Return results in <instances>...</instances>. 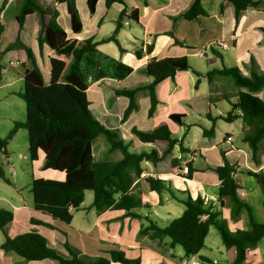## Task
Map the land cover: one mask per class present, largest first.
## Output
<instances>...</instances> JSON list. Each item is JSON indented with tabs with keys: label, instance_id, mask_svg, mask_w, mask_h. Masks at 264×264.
Listing matches in <instances>:
<instances>
[{
	"label": "crops",
	"instance_id": "crops-1",
	"mask_svg": "<svg viewBox=\"0 0 264 264\" xmlns=\"http://www.w3.org/2000/svg\"><path fill=\"white\" fill-rule=\"evenodd\" d=\"M123 1L124 4L115 3L108 9L105 0H99L95 13L90 14L87 0H76L83 22L82 32L76 35L71 32L70 17L66 5L59 4L56 8L60 13L58 21L65 29L68 38L77 40L92 38L98 42L113 34L121 11L125 7L127 8L126 17L117 36L123 51L114 42L101 43L98 46L99 67L105 71L107 76L90 81L87 92L90 110L107 128L118 130L121 137L126 142L131 143L133 151L136 150L134 148L148 151L153 147L152 144L142 143L133 134V128L151 131L161 122H167L173 134L179 139L183 138V144L189 150L184 162L188 160L190 155L196 157L194 164H192L195 171L191 178L179 175L178 168L158 172L151 163L143 162L142 179L135 185L133 192L140 193L143 201L148 203L150 208L143 207L135 210V212L142 216H149L163 227L169 225L171 221L180 217L184 212V205L173 198L172 193L164 191L160 195L150 189L144 180L145 177L150 176L163 180L179 198L187 196H191L193 199L202 198L204 203L207 206L211 205L215 212H221L220 218L228 222L230 231L247 229L248 215L246 211L235 218H231L230 207L220 205L218 190L221 182L213 169L224 164L221 153L224 152L227 161L237 169L235 179L240 185L238 193L241 198L251 206L253 199L255 205L260 204L262 206L260 187L256 179L247 173V170L255 173L264 170V148L258 160L254 161L251 150L242 140L245 128L241 120L235 121L239 123L237 125L239 130L238 141L235 133L231 131H225L224 137L218 142L211 139L213 135L209 137V140L202 141L200 137L205 138L203 128L209 129L210 127L206 121L203 122L202 119L193 117L200 116L211 120L207 117L208 113L211 112L214 117L227 113L229 109H227L225 101L228 102L230 108L231 104L236 101V94L232 97L226 96L223 100L225 104L221 103L216 106L214 103L216 96H221L223 93L216 90L213 85L215 80L211 83L208 81L213 89L207 93L201 92V86L207 79L204 75L213 68L221 67H212L205 71L191 66L192 70L178 72L174 79L169 78L160 83L156 87L158 104L152 117L148 116L151 107L150 95L148 91L143 90L136 95L139 109L133 112L127 121L121 122L129 105V100L125 96L118 95L117 91L149 84L152 78L145 73V69L153 58L159 60L185 56L190 61V59L195 60L198 57L199 59L206 58L211 64L214 58L220 59L223 51L232 49L233 51H240V59L237 63L243 74L249 75L252 67L258 73H263L264 33L261 28L264 27V10L248 8L241 15L236 27L234 8L228 0H202L207 14L192 21L185 20L183 14L190 8L194 0ZM221 5L224 6L222 11ZM17 6V0H9L0 17V24L4 28L0 38V137H6L13 128L14 122L23 121L26 117V113L25 116L18 113L15 108L16 102L12 100L19 98L18 93L24 89L23 64L27 63L26 53L23 50L5 52L6 47L14 41L18 31L16 23ZM133 11L137 12L136 20L131 18ZM38 30L36 16L27 17L21 32V40L33 50L44 79L48 83L50 80L49 59L55 54L47 46H44L42 51L40 50L37 41ZM6 34L9 35L8 40L5 38ZM148 46H152V53L145 54L143 58H138L135 51L143 50L145 52ZM209 51H211L213 58L208 56ZM251 54H254L257 59V63L254 65L249 64ZM111 60L120 61L132 67V74L124 80L111 77L113 73ZM193 71L202 74L198 87H195L198 77ZM213 104L215 105L214 108L219 109V112L214 114L212 111ZM171 114H185L187 126L181 127L171 121L169 118ZM7 130L9 132L5 135L3 132ZM22 131L23 129L19 130L12 141ZM189 135L194 137L192 147L184 143L185 138ZM229 136L233 137L232 142L227 141ZM107 151L108 148L100 146L96 152L93 145L94 159L96 161H116L122 157L119 151L112 154ZM7 152L8 159H3L4 156L0 153V161L7 160L10 163L14 160V155L10 154L14 151L7 149ZM100 153L109 155L110 159L100 160L98 156ZM174 153L177 157H181L178 146L174 149ZM18 157L22 161L29 159V143L26 152L18 151ZM36 162H38L39 169L44 171L41 169L44 162L43 153ZM48 171H51L48 179L62 180V177L65 178L64 173L52 169ZM57 175L59 176L58 179L54 177ZM7 178L10 181L7 185L11 187V190L0 186V209L11 211L14 219L6 226L5 233L10 237H15L30 229L38 230L46 237L49 246L57 250L62 256L69 257L65 248L67 242L84 260L109 257L108 252L114 249L123 250L128 258L139 259L141 264H230L234 260L235 251L226 249L224 245L218 248V252L227 263H221L218 258H213L216 254L214 249L208 245V236L205 248L198 255L186 257L180 245L174 248L169 247L170 240L168 238L160 241L147 236H140L142 221L125 217V211L107 210L103 213H97L91 209L93 200L86 201L87 195L82 207L73 213V220L70 224L54 220L50 216L36 211L33 201L25 197L24 189L31 193L30 183L23 187L18 184L17 178H9L8 176ZM254 210L259 218L256 206ZM31 219L42 221L51 227L32 225ZM5 233L0 229V264H60L52 259L26 261L14 252H5L1 249L6 237ZM205 252L207 255L204 254ZM201 257L210 261L204 262L200 259ZM248 258L250 264H264V240L260 247L248 252Z\"/></svg>",
	"mask_w": 264,
	"mask_h": 264
},
{
	"label": "trees",
	"instance_id": "trees-1",
	"mask_svg": "<svg viewBox=\"0 0 264 264\" xmlns=\"http://www.w3.org/2000/svg\"><path fill=\"white\" fill-rule=\"evenodd\" d=\"M9 0H3L1 13ZM99 0H87L90 14H94ZM234 8L236 27L241 15L253 7L264 10V0H228ZM109 9L115 3L124 4L123 0H105ZM65 4L70 17L71 32L79 34L83 30V22L77 7L76 0H20L16 15L18 31L13 42L5 52L23 50L26 53L27 63L24 68V89L18 96L25 102L26 117L23 121H15L13 128L6 137H0V153L3 159H8V145L19 130L28 132L29 157L32 162L39 160L44 154L42 170H55L65 174L63 181L53 179L34 178L30 185L33 196L34 209L50 216L54 220L70 224L73 213L78 211L85 201L87 191H92L94 198L91 209L97 213L107 210L125 211V217L142 221L140 236L163 241L170 240L169 247L180 245L186 257L196 256L205 248L206 238L210 228L215 227L222 238L226 249H233L235 257L230 264H243L248 259V252L260 247L264 240V219H259L254 207L246 203L238 193L239 183L235 179L237 169L231 165L222 153L224 164L214 168L221 184L218 190V200L221 206H229L231 218L241 215L244 211L248 215L247 229L231 232L226 222L221 219V212H215L211 205L207 206L202 198L193 199L177 197L163 180L150 176L144 178L152 191L162 194L164 191L172 193V197L180 201L185 209L183 214L174 219L169 225L160 226L149 216H142L135 210L143 207L150 208L140 193H134L133 188L142 179L143 162L151 163L158 172H165L180 168L186 160L189 150L170 130L167 122H161L151 131L133 128V134L145 144H152L151 150L136 152L131 149V143L126 142L118 130L107 128L98 120L90 110L88 88L91 80H99L107 76L101 69L98 61V46L101 43L114 42L122 50L117 36L126 17L125 7L117 20L113 34L100 42L94 39L77 40L68 38L65 29L60 25V13L56 8ZM224 6L221 5V11ZM207 13L202 0H194L190 8L183 14L188 21L197 20ZM35 15L37 18L38 45L42 51L47 46L54 54L49 59L50 80L47 83L42 70L38 65L33 50L21 40V32L27 17ZM131 18L137 19V12L133 11ZM4 28L0 24V38ZM264 33V27L261 28ZM152 53V46L147 50H136L138 58ZM220 59H223L220 56ZM113 62L111 77L124 80L132 74L133 68L116 60ZM254 65V62H252ZM192 70L187 57H168L164 59H151L145 73L152 81L141 87L118 90L117 94L125 96L129 105L123 114L121 122L127 121L130 115L139 109L136 95L139 91L149 92L151 107L148 116L152 117L156 110L158 100L156 87L166 79H174L178 72ZM198 77L195 87L199 86L202 74L193 71ZM211 83L217 77L230 78L233 86L238 90L236 101L231 104V110L216 117L208 113L212 126L203 128V136L211 137L215 132L218 120L233 123L241 120L245 128L243 142L251 150L254 161L258 160L264 148V72L258 73L253 67L249 75L237 67L223 66L213 68L204 75ZM170 120L181 127L187 126L185 114H171ZM102 137L107 144L108 153L119 151L122 157L116 161H96L93 155L95 141ZM179 147L181 157H177L174 149ZM191 178L193 165L189 164ZM253 176L261 190V204L264 211V170L259 173L247 170ZM0 178L10 182L5 175L2 161H0ZM206 217V218H204ZM14 219L11 211L0 209V229L5 228ZM31 224L51 225L42 221L31 219ZM5 240L1 249L5 252H14L26 261H44L52 259L60 264H141L139 259H130L121 249L108 252L109 257H99L95 260L81 259L78 253L65 243L69 257L62 256L57 250L51 248L48 240L38 230L30 229L15 237L5 233ZM202 261H210L203 257ZM212 262V261H211ZM219 264V263H217Z\"/></svg>",
	"mask_w": 264,
	"mask_h": 264
},
{
	"label": "rangeland",
	"instance_id": "rangeland-1",
	"mask_svg": "<svg viewBox=\"0 0 264 264\" xmlns=\"http://www.w3.org/2000/svg\"><path fill=\"white\" fill-rule=\"evenodd\" d=\"M17 2L19 5L20 0H17ZM1 4H2V0H0V7H1ZM77 7H78V3H77ZM5 38H6V40H8L9 35L6 34ZM239 53H240V51H233L232 49H229V50L223 51L221 54L223 56L224 60H221L219 58L218 59L214 58L213 62L210 64V61L207 60L206 58L199 59L198 57H196L195 60L190 59L189 63L193 68L198 69V70H205V71L207 69H211L212 67H221L222 68L223 65L229 66V67H237L240 69V66L237 63L238 60L240 59ZM208 56L213 58L211 51H209ZM252 62H254V64L257 63V59H256V56L254 54H251L249 64H251ZM215 81L216 82L213 83V85L215 86L216 90H219L220 92L223 93V95H221V96H216L215 102H214L216 106L220 105L221 103L223 104L224 103L223 100H225L226 96L232 97L235 94H237L236 92L238 90L233 86L230 78L217 77L215 79ZM211 89H213V87L208 84V80L206 79L201 86V92L207 93ZM259 96L263 97L264 96L263 92H260ZM12 100H14L16 102L15 108L18 111V113H20L22 116L23 115L25 116V113H26L25 102L20 97L12 99ZM225 103L227 104V109H229V111H230L231 110L230 105H228V102H226V101H225ZM215 105L214 104L212 105L213 114L215 112H219V109L217 110V108H214ZM193 117L202 119L203 122L206 121L208 123V127L212 126L211 120L205 119L204 117H200V116H193ZM1 124H2V122H1ZM237 125H239L238 122L228 123L224 120H218L217 125H216V131L213 135V138H211V139L213 141L218 142L224 137L225 131H231V132L235 133V135L237 137V141H238L239 140L238 139L239 130L237 128ZM147 131H150V130H147ZM8 132H9V130H7L3 133L5 135H7ZM193 140H194V137L189 135L185 138L184 143H185V145L192 147L193 146ZM200 140H202V141L203 140H209V137H205L204 139L200 137ZM10 143L11 144H10V146H8V151H14V152L10 153L11 155H14V160L10 163L7 160L2 161V165H3V169L5 171L6 177L8 176L9 178H12V177L17 178L18 184L20 186H23V187H26L27 183L28 184L30 183V185H31L32 180L34 178L48 179L47 177L51 171H48V170L41 171L39 169L38 162H32L30 160V157L26 161H22L21 158L18 157V151H25L26 152L28 150V143L29 142H28V132L27 131L23 130L22 133H20L15 138L14 141L11 140ZM100 146H105V148H107V144L102 137L98 138L94 143V148H95L96 152L98 151V148ZM134 149H136L135 150L136 152L141 151V150H139V148H134ZM98 156L100 157L99 158L100 160H109L110 159V156L107 154H104V153H100ZM10 165H11V167H10ZM57 173H55V174H57ZM54 177H56V179L59 178L58 175L54 176ZM61 179L62 180H59V181L64 180L63 177ZM7 184H8V182L5 183L2 179H0V186H3L4 188L11 190V187ZM23 191L25 193L24 194L25 197H28L30 201L31 200L33 201L32 194L26 189H24ZM0 193H1V190H0ZM86 195H87V200H86L87 202H90L93 200L94 195H93L92 191H87ZM251 203L253 204L252 206L254 208L256 206V208L258 209L259 219L263 220L264 219L263 207L260 204L255 205L254 199L251 201ZM225 222H226V226L230 230V228L228 226V222L227 221H225ZM208 245H209V247L214 249V253L216 254L215 256H213V258L214 257L218 258L221 263H227L226 260H223L224 258H222V256L218 252V248L223 247V243H222V238H221L219 231L213 226L210 228V232L208 235ZM204 254L207 255L206 252ZM243 264H250L249 258Z\"/></svg>",
	"mask_w": 264,
	"mask_h": 264
},
{
	"label": "built area",
	"instance_id": "built-area-1",
	"mask_svg": "<svg viewBox=\"0 0 264 264\" xmlns=\"http://www.w3.org/2000/svg\"><path fill=\"white\" fill-rule=\"evenodd\" d=\"M232 140H233V137H231V136H229L227 138V141H229V142H232ZM195 160H196L195 155H190L188 160L186 162H184L180 168H178V174L183 176V177H187L189 174V171H190L189 170V164H194ZM204 218H206V217H204Z\"/></svg>",
	"mask_w": 264,
	"mask_h": 264
}]
</instances>
